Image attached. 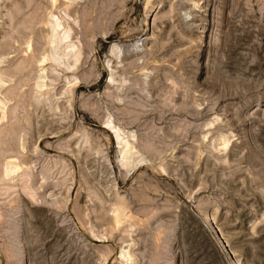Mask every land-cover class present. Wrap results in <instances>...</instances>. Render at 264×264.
Returning <instances> with one entry per match:
<instances>
[{"label":"rangeland","instance_id":"rangeland-1","mask_svg":"<svg viewBox=\"0 0 264 264\" xmlns=\"http://www.w3.org/2000/svg\"><path fill=\"white\" fill-rule=\"evenodd\" d=\"M0 264H264V0H0Z\"/></svg>","mask_w":264,"mask_h":264},{"label":"bare ground","instance_id":"bare-ground-1","mask_svg":"<svg viewBox=\"0 0 264 264\" xmlns=\"http://www.w3.org/2000/svg\"><path fill=\"white\" fill-rule=\"evenodd\" d=\"M57 1H59L60 3H64V2H67V0H51V2H53V3H55V2H57ZM54 26H50L49 27V40H48V48H49V52L52 54V52H53V50H54V48H55V40H54V35L56 34V32H57V28L58 27H56V26H59V24L57 25V24H53ZM56 25V26H55ZM59 32V31H58ZM65 33V32H64ZM64 35H66V33L64 34ZM63 36V35H62ZM61 36V37H62ZM60 37V36H59ZM66 37L67 36H63L61 39H60V41H59V43H61V42H63L64 43V41H65V39H66ZM57 39V38H56ZM58 39V40H59ZM58 43V42H57ZM58 43V44H59ZM112 51V50H111ZM52 57V56H51ZM31 61V60H30ZM53 60H52V58H50V57H48V58H46V57H42V58H40L39 60H38V66H42V65H46L47 63H51ZM28 64H30V66L33 64L32 62H30V63H28ZM40 87V86H39ZM104 128H106V129H109V132H115L114 131V129H113V126H111V127H109L108 128V123L106 124H104ZM117 134V133H116ZM115 134V138H116V145H117V147L120 145V141H119V136L118 135H116ZM121 140V139H120ZM119 148V147H118ZM128 152V151H127Z\"/></svg>","mask_w":264,"mask_h":264}]
</instances>
